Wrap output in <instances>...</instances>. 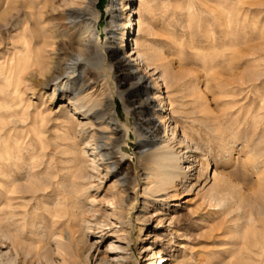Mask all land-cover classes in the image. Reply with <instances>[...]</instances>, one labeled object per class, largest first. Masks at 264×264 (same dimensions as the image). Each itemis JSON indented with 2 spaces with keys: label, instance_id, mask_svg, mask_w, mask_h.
I'll return each mask as SVG.
<instances>
[{
  "label": "rangeland",
  "instance_id": "rangeland-1",
  "mask_svg": "<svg viewBox=\"0 0 264 264\" xmlns=\"http://www.w3.org/2000/svg\"><path fill=\"white\" fill-rule=\"evenodd\" d=\"M4 1L0 0V12ZM111 2L112 0H99L97 3V25L102 40H99L96 53L86 48L81 51L87 60L83 62L80 71L82 73L89 69L87 92L96 90L98 95L104 89L110 94L108 102L109 105L115 103V119H111V110L107 108L104 118L97 120V125L93 126L90 115L86 116L72 106L68 97L80 87L81 76L76 82L73 81L75 85L66 94L58 89L56 98L51 95L54 83L44 86L41 83L43 78L39 74L26 77L33 88L27 92V96L34 105L32 109L36 127L43 129L47 126V131L40 133L39 138L32 139L30 144L33 146L30 148L36 147L40 151L42 145H45L48 161L53 157L54 160L66 164L71 158L68 154L70 151L83 156L89 164L94 161L97 168L93 171V184L88 189L96 199L93 203L96 214L102 220L115 223L101 229L95 223H85L82 228L94 247L84 251L82 244L74 242L71 251L80 254L83 259L88 256L83 264H118L119 257L126 258L127 261L123 264H147L151 261L153 264H226L232 257L230 250L234 241L231 238L237 235V230L232 226L231 216L216 207L210 199L214 171L220 177L243 186L256 203L264 204V0L131 2L139 11L135 16L133 35L136 41L143 44L147 40L155 48L154 51L162 55L165 65L185 76L187 85L192 84L191 77L197 74L199 89L205 96L201 99L203 105L201 102L196 104L194 96H186V115L176 112L171 119H167V126L160 123L158 117L162 114L161 102L158 99L152 100L156 95H166L162 84H156L158 71L146 70L137 61H132L131 57L124 58L128 55L126 51H119L123 41L118 40L115 34L124 33L125 28L121 23L130 14H127L130 9L121 12L116 18L118 22L113 23L114 8L111 7ZM223 6L229 8L232 20L230 29L234 45L230 50L222 45L212 49L211 43L206 42L207 36L217 32L215 21ZM3 22L4 20H0L1 25ZM146 22L152 28L148 39L138 32L139 23ZM10 36L6 29L0 27V47L4 52ZM66 41V44H60V56L64 58L61 67L65 66L67 58L80 52L75 47L71 48L68 38ZM209 53L217 55L218 59L233 53L235 61L230 66L220 63L210 71L205 69L202 60ZM246 71L260 73L262 77L252 80H248L246 76L241 78ZM216 72L241 79V83L239 81L222 86ZM189 88L187 89L190 90ZM187 89L185 92L188 94ZM178 95V90L171 93L175 106L179 104ZM150 102L153 104L150 105ZM140 107L145 109L143 116L139 113ZM154 110L157 115L153 114ZM66 111L69 113L65 115ZM205 111L210 116L219 118L221 128L232 141L229 147L224 148L215 133L206 126L204 122L208 120V116ZM73 120L77 123L76 128L72 129L71 140V135L68 139L65 134L66 131L71 134ZM149 121L153 123L149 124L147 130L156 140L171 139V128L176 125L178 135L184 131L199 148L200 177L193 176L189 180L191 190L184 193L182 198L173 199L169 198L167 192L152 194L148 190V177L142 154L147 148L143 147L140 130ZM102 128H108V135L113 138L112 145L105 149L98 145L95 135ZM23 129H18L19 138L22 139L20 143L28 141V129ZM256 149L262 150L260 156L253 155ZM106 151L111 159H107L108 156L101 158L100 155ZM36 157L38 153L33 156L27 154L28 161L38 159ZM109 164L112 167L110 169L107 168ZM122 197L126 198L124 209L122 208L126 221L121 225L116 220L114 208L119 205ZM157 210H161L159 215H155ZM257 216L253 215V228L264 232V220L261 222L260 216ZM89 226L93 228L87 229ZM111 242L122 245L124 249H108ZM154 253L160 255L156 256ZM160 256L164 257L161 263ZM53 258L56 264H63L66 257L56 250Z\"/></svg>",
  "mask_w": 264,
  "mask_h": 264
},
{
  "label": "bare ground",
  "instance_id": "bare-ground-1",
  "mask_svg": "<svg viewBox=\"0 0 264 264\" xmlns=\"http://www.w3.org/2000/svg\"><path fill=\"white\" fill-rule=\"evenodd\" d=\"M98 1L5 0L3 2L0 20L4 22L0 24V27L6 29L11 36L4 47L6 52L0 47V264H56L53 258L56 250L66 257L63 264H83L88 256L86 255L83 259L80 254L71 251L74 242L78 245L82 244L84 251L86 248L91 250L94 247L82 226L85 223H91V225L95 223L101 229L115 224L109 222L110 220L100 219L96 214L97 210L93 204L96 199L92 197L88 189V186L93 184V171L97 168L94 161L90 162L91 164L87 163L83 156L81 157L75 151L68 152L71 158L66 164L54 160L52 156L48 161L45 145H42L40 151H37L36 147L30 148L33 146L30 144L32 139L39 138L40 133L47 131V126L43 129L37 128L36 120L33 119L34 105L27 96V92L33 89L26 78L29 75H41L43 78L41 83L44 86H51L54 83L52 98H56L58 89L66 94L72 85H75L73 81L81 76L80 87L74 93L71 92L68 97L72 106L84 115H90L93 126L97 125V120L104 118L107 108L111 110V119L116 118L115 103L109 105L108 102L110 94L104 89L97 93L98 95L96 90L87 92L89 69L82 73L80 71L83 62L87 60L81 51L86 48L96 53L99 40H102L97 25ZM131 2L133 0H112L113 23L118 22L116 18L121 15V12L130 9L127 13L130 14L121 23L125 28L124 33L115 34L114 32V34L118 40L123 41L119 51L128 53L124 58L131 57L132 61H137L146 70L158 71L156 84L158 85L159 82L162 84L166 89V95L164 97L156 95L152 100L158 99L161 102L162 114L158 117L160 123L167 126L169 125L167 119H171L173 114L176 112L185 114L186 96H194L196 104L205 96L199 89L197 74L191 77L192 84L187 85L185 76L177 74L169 65V67L165 65L162 55L154 51L155 48L153 49L147 40L143 44L136 41L133 35H135V16L139 11ZM119 5H121L120 8ZM2 17L4 19H1ZM231 22L230 10L223 6L215 21L218 27L217 32L206 38V42L211 43L210 48L217 49L222 45L230 50L233 47ZM139 25L138 32L148 39L152 33L150 24L146 22ZM13 32L16 34H12ZM66 38L69 39L71 48L75 47L74 49H79L80 52L67 58L65 66L61 67L64 58L60 56L62 51L60 44L62 42L66 44ZM236 58L240 60L239 57ZM202 60L205 69L210 70L220 63L230 66L235 61V57L233 53H229L222 59H218L217 55L209 53ZM58 72L60 73L57 74ZM217 75L222 86L236 84L241 80L236 77H226L220 73ZM244 76L252 80L260 79L262 74L246 71L241 78ZM186 89L188 94L185 92ZM175 90L179 93L177 106L173 104L171 96ZM200 104L203 105L202 102ZM144 112L145 109L140 107L141 116ZM68 113L69 111H66L65 115ZM204 113L208 116V120L204 122L206 126L215 133L224 148L229 147L232 141L221 128L219 118L210 116L209 112ZM153 114L157 115L155 110ZM74 120L77 121L76 118ZM75 121H71V134L68 131L65 134L68 139L71 135V140L73 139L72 129L76 128L78 122ZM151 123L153 122L143 124L140 130L143 147L147 148L142 154L148 177V190L152 194L167 192L170 195L169 198L173 199L182 198L184 193L191 190L189 180L193 176L200 177L199 148L184 131L178 135L176 125L171 128V139L156 140L147 130ZM24 127L28 129V131L26 129L28 141L20 143L22 139L19 138L18 129ZM95 135L100 147L105 149L112 145L113 138L108 135V128L99 129ZM71 147L74 149V146ZM261 151L256 149L253 155L260 156ZM37 153L38 159L34 160V157L28 161L27 154L33 156ZM100 156L102 159H105L103 156L111 159L107 151ZM205 160L209 167L208 158L206 157ZM58 162L61 164L59 165ZM107 168L112 167L109 164ZM194 171L196 172L193 173ZM219 175L217 171H214V183L210 188L209 196L216 207L231 216L232 226L237 230V235L230 237L234 245L230 250L231 260L226 264H264V232L256 230L252 225L253 215L260 216L261 222L262 219L264 220V204L256 203L257 201H254L250 192L243 186L234 184ZM125 203L126 198L122 197L119 205L114 208L116 220L121 225L126 221L122 212ZM40 209H43L42 212H38ZM160 213L161 210H157L155 215ZM92 228L87 227V229ZM35 242H37L36 245ZM108 249L119 251L124 248L120 244L115 245L111 242ZM154 255L159 256L160 253H154ZM119 258L118 264L127 261L124 257ZM163 259L164 257L160 256L159 262L161 263ZM147 264H153V262Z\"/></svg>",
  "mask_w": 264,
  "mask_h": 264
}]
</instances>
